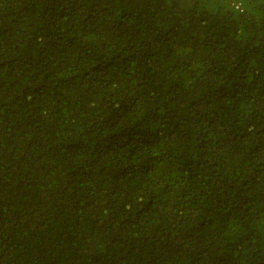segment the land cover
Segmentation results:
<instances>
[{
    "label": "trees",
    "instance_id": "obj_1",
    "mask_svg": "<svg viewBox=\"0 0 264 264\" xmlns=\"http://www.w3.org/2000/svg\"><path fill=\"white\" fill-rule=\"evenodd\" d=\"M0 264H264V0H0Z\"/></svg>",
    "mask_w": 264,
    "mask_h": 264
}]
</instances>
